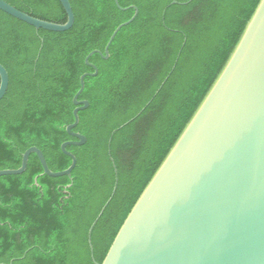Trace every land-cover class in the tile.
<instances>
[{"label": "trees", "instance_id": "obj_1", "mask_svg": "<svg viewBox=\"0 0 264 264\" xmlns=\"http://www.w3.org/2000/svg\"><path fill=\"white\" fill-rule=\"evenodd\" d=\"M4 1L35 18L67 22L59 0ZM69 1L75 23L65 32L37 30L0 10V64L10 78L0 101V171L19 169L32 147L51 171L71 167L62 145L78 141L67 131L73 99L81 77L95 72L87 57L102 53L89 59L98 74L86 77L79 97L90 107L73 132L87 142L67 147L77 159L72 175H46L32 154L23 174L0 177V264L103 263L261 0ZM134 7L137 17L105 59Z\"/></svg>", "mask_w": 264, "mask_h": 264}, {"label": "water", "instance_id": "obj_2", "mask_svg": "<svg viewBox=\"0 0 264 264\" xmlns=\"http://www.w3.org/2000/svg\"><path fill=\"white\" fill-rule=\"evenodd\" d=\"M59 1L67 14L65 24L35 18L4 0H0V10L37 30L65 32L74 26L75 15L69 0ZM173 4L178 2L173 0ZM134 9L133 18L113 33L105 59L110 57L109 48L118 32L137 17L138 9ZM94 54L102 55L93 51L86 59L95 72L81 77V88L73 99L75 122L67 127L78 141L62 145L64 154L72 159L71 167L51 171L42 151L32 147L19 169L2 170L0 177L23 174L32 154L39 157L46 175H72L77 159L67 147L87 142L73 129L79 124V112L90 107L79 97L86 77L98 74L89 62ZM0 80L1 101L10 82L1 64ZM102 264H264V0L132 208Z\"/></svg>", "mask_w": 264, "mask_h": 264}]
</instances>
